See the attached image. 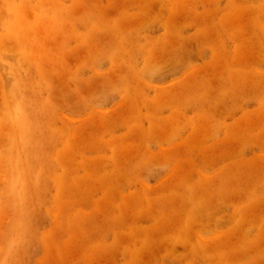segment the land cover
Returning a JSON list of instances; mask_svg holds the SVG:
<instances>
[{"label": "rangeland", "instance_id": "obj_1", "mask_svg": "<svg viewBox=\"0 0 264 264\" xmlns=\"http://www.w3.org/2000/svg\"><path fill=\"white\" fill-rule=\"evenodd\" d=\"M0 264H264V0H0Z\"/></svg>", "mask_w": 264, "mask_h": 264}]
</instances>
